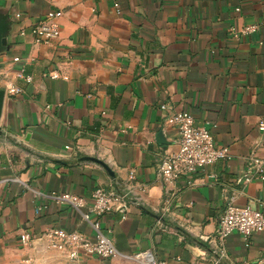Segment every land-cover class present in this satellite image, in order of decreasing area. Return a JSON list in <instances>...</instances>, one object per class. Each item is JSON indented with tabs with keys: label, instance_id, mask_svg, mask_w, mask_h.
<instances>
[{
	"label": "crops",
	"instance_id": "obj_1",
	"mask_svg": "<svg viewBox=\"0 0 264 264\" xmlns=\"http://www.w3.org/2000/svg\"><path fill=\"white\" fill-rule=\"evenodd\" d=\"M51 10L62 12L61 35L38 42L33 27ZM0 14V88H20L0 120V264H138L145 250L159 264H263L264 230L249 241L231 233L223 257L218 233L230 203L264 213V180H243L251 156L264 166V0H0ZM179 111L210 122L229 156L169 183L158 169L178 146ZM131 171L141 202L93 216L115 256L47 247L49 227L94 235L56 195L122 190Z\"/></svg>",
	"mask_w": 264,
	"mask_h": 264
},
{
	"label": "built area",
	"instance_id": "obj_2",
	"mask_svg": "<svg viewBox=\"0 0 264 264\" xmlns=\"http://www.w3.org/2000/svg\"><path fill=\"white\" fill-rule=\"evenodd\" d=\"M61 11H48L34 27L33 34L38 42L49 43L61 35L59 18ZM257 24H250L241 29L243 33L253 31ZM19 58L16 57L15 60ZM51 78L67 76L62 75L58 70H52L48 73ZM6 94H19L20 88L14 84L7 85ZM162 109L167 108V104L161 105ZM170 118L179 132L178 146L174 151L167 153L159 163V175L165 182H173L182 174H190L207 165L213 164L221 159L228 158V149L217 146L213 140L210 130V122L199 125L195 122L193 114L185 111L174 112ZM260 132H264V117L258 123ZM259 156H251L247 166V172L244 181H251L253 178L264 180V166ZM135 179V173L130 172L129 180L125 188L107 189L98 186L91 194L90 199L78 196L71 192H65L56 195L55 199L61 203H69L76 210L81 212L83 218L89 222L93 228L94 235L90 236L85 232L78 230H68L64 227H49L42 236L45 238L46 245L50 249L64 252L71 259L78 258L83 252L88 255L101 258H111L117 254L116 246L113 240L108 237L102 229L99 218L110 212L127 211L131 203L139 204L141 197L134 192L135 185L132 181ZM145 186H140L141 191H145ZM88 204V211L82 208ZM123 217H125L123 215ZM264 230V213L248 205L239 206L233 203L228 204L222 216L219 219V253L220 257L225 256L223 244L226 238L233 232H238L247 241L255 232ZM31 239L30 234L24 232L21 234L23 243ZM138 264H159V261L152 250L142 251L134 256ZM264 264V257L262 258Z\"/></svg>",
	"mask_w": 264,
	"mask_h": 264
},
{
	"label": "water",
	"instance_id": "obj_3",
	"mask_svg": "<svg viewBox=\"0 0 264 264\" xmlns=\"http://www.w3.org/2000/svg\"><path fill=\"white\" fill-rule=\"evenodd\" d=\"M8 27H9L8 16H4L0 14V52L9 47L8 38H7ZM5 98H6V91L4 88H0V120H1L2 112H3ZM85 159L93 160V161H96L102 164L106 168V170L111 175H113V171L102 160L95 158V157H89V156L85 157Z\"/></svg>",
	"mask_w": 264,
	"mask_h": 264
}]
</instances>
